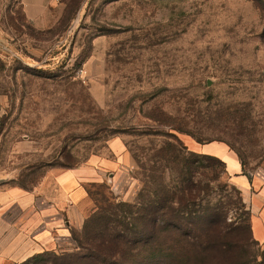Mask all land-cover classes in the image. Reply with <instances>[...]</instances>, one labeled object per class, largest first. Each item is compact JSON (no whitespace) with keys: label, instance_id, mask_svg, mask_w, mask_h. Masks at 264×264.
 Masks as SVG:
<instances>
[{"label":"rangeland","instance_id":"1","mask_svg":"<svg viewBox=\"0 0 264 264\" xmlns=\"http://www.w3.org/2000/svg\"><path fill=\"white\" fill-rule=\"evenodd\" d=\"M48 6L39 26L22 0H0V185L50 191L59 173L92 156L120 165L90 185L84 219L64 246L40 252L45 260L77 251L90 216L93 228L130 227L165 205L159 213L172 209L173 225L133 246L200 264L210 253L188 247L195 234L228 245L226 258L202 264H264L248 195L223 159L180 139L222 145L243 173L264 178V0Z\"/></svg>","mask_w":264,"mask_h":264},{"label":"crops","instance_id":"2","mask_svg":"<svg viewBox=\"0 0 264 264\" xmlns=\"http://www.w3.org/2000/svg\"><path fill=\"white\" fill-rule=\"evenodd\" d=\"M49 1L22 0L26 15L36 25H42ZM180 139L192 151L223 159L234 183L248 195L256 210L251 219L252 233L264 242V178L243 173L237 154L222 145L208 146L191 138ZM113 149L118 155V149L114 146ZM119 165L117 158L92 156L85 165L59 173L48 183L52 186L50 191L41 186L27 189L0 185V264H20L34 254L64 246L70 229L84 219L89 208L90 185Z\"/></svg>","mask_w":264,"mask_h":264},{"label":"trees","instance_id":"3","mask_svg":"<svg viewBox=\"0 0 264 264\" xmlns=\"http://www.w3.org/2000/svg\"><path fill=\"white\" fill-rule=\"evenodd\" d=\"M173 135L175 136V134ZM188 150L193 153H200ZM166 201L167 198L164 197L160 202L165 204ZM163 207L165 205H159L158 208L155 207V210L151 211L154 216H140L141 219L134 218L133 222H130V227L122 225V228H118V222L112 226L101 224L93 228L92 224L95 222L96 216H90L84 223L82 233L78 235L79 249L77 251L55 253L52 258L46 260L42 253H37L20 264H41L47 261H51L53 264H198L197 261L191 262L192 260L190 261L188 258L185 261H180L176 255L173 263L164 262L162 260L164 257L159 260L161 255L160 248H139L132 245L133 240L138 242L143 240V238H150L151 240L152 238H159L165 228L173 225L176 218L172 216L173 210L167 208L168 210L160 214L159 211ZM185 241L186 244L188 243V247L195 251L210 253L209 255L205 254L206 256L200 259V264L203 263V259L206 257L220 261L228 256V245L221 239L199 237L194 234L190 238H185ZM145 251H148L151 255H157L158 258L151 261L139 260L138 257ZM168 256L172 255L168 254Z\"/></svg>","mask_w":264,"mask_h":264}]
</instances>
